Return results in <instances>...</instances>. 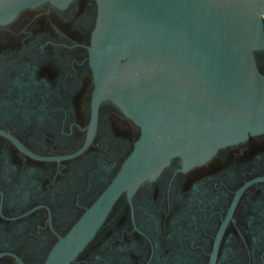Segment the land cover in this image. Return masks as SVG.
<instances>
[{
    "label": "flooded vegetation",
    "instance_id": "obj_1",
    "mask_svg": "<svg viewBox=\"0 0 264 264\" xmlns=\"http://www.w3.org/2000/svg\"><path fill=\"white\" fill-rule=\"evenodd\" d=\"M96 14L46 3L0 25V264H264V133L121 179L140 128L95 102Z\"/></svg>",
    "mask_w": 264,
    "mask_h": 264
},
{
    "label": "water",
    "instance_id": "obj_2",
    "mask_svg": "<svg viewBox=\"0 0 264 264\" xmlns=\"http://www.w3.org/2000/svg\"><path fill=\"white\" fill-rule=\"evenodd\" d=\"M72 1L0 0V25ZM95 1V102L112 101L140 128L121 179L155 176L175 157L201 163L264 133V0Z\"/></svg>",
    "mask_w": 264,
    "mask_h": 264
}]
</instances>
